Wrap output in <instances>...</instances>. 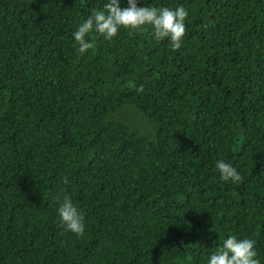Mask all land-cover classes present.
Wrapping results in <instances>:
<instances>
[{"label":"trees","instance_id":"trees-1","mask_svg":"<svg viewBox=\"0 0 264 264\" xmlns=\"http://www.w3.org/2000/svg\"><path fill=\"white\" fill-rule=\"evenodd\" d=\"M107 2L0 0V264H207L230 235L264 264V0H138L188 11L179 50L149 26L79 53Z\"/></svg>","mask_w":264,"mask_h":264},{"label":"clouds","instance_id":"clouds-1","mask_svg":"<svg viewBox=\"0 0 264 264\" xmlns=\"http://www.w3.org/2000/svg\"><path fill=\"white\" fill-rule=\"evenodd\" d=\"M188 11L179 6L175 9L169 7L139 6L138 0H127V6L121 7V0H108L103 10L94 11L74 31L75 42L79 45L77 51L81 54L93 48V44L86 37L95 31L108 41H112L119 34L121 28L130 32H145L150 26L155 39L161 41L168 39L173 51L179 50L186 35L185 21ZM144 92L141 85L137 88ZM216 168L223 181H231L239 184L242 181L241 174L231 164L224 160L216 162ZM65 184L69 181L67 177ZM58 215L61 223L79 237L85 234L84 216L72 198L65 194L59 200ZM255 241L252 239H238L230 235L222 241L217 250L211 254L207 264H261L257 258Z\"/></svg>","mask_w":264,"mask_h":264}]
</instances>
